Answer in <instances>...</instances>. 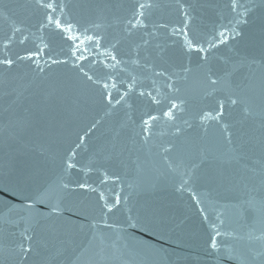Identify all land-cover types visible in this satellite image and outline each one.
Listing matches in <instances>:
<instances>
[{"label":"water","instance_id":"obj_1","mask_svg":"<svg viewBox=\"0 0 264 264\" xmlns=\"http://www.w3.org/2000/svg\"><path fill=\"white\" fill-rule=\"evenodd\" d=\"M182 2L191 5V37L204 41L222 24L235 26L241 35L211 50L203 61L201 53H187L181 39L168 35L181 23L176 0H152L154 7L144 17L147 27L131 34L127 21L137 0H63L62 20L98 34L102 49L115 45L117 58L129 61L120 66L126 71L111 72L124 81L112 91L114 101L126 90L129 74L136 77V90L126 97L127 104L112 108L102 89L72 66L60 35L41 30L45 10L36 0H0V43L15 27L29 37L20 45L17 33L9 55L46 44L44 59L68 60L45 67L43 74L28 61L10 70L0 67V187L22 194H0V201L14 205L9 212L0 204V264H264V242L255 239L264 231V0H240L250 11L243 18L247 22L238 25L229 0ZM158 24L168 27L157 29ZM94 52L82 67L103 79L109 71L92 61ZM157 71L166 75H154ZM209 74L219 80L217 85H209ZM167 76L179 91H169ZM157 89L160 104L138 95L141 90L156 95ZM229 97L240 102L233 106ZM221 100V120L229 126L232 143L220 124L200 120ZM172 102L180 105L175 120L154 121L145 142L142 117L161 114ZM245 109L251 114L246 116ZM81 136L83 144L76 148ZM165 147L171 151L165 153ZM71 149L83 171L68 174L64 161ZM105 172L118 179L101 183ZM182 177L188 184L177 190ZM85 181L97 192L78 191L72 197L76 212L49 216L61 182ZM99 192L109 201L121 197L120 210L109 214L112 228L89 226L101 214ZM37 196L44 201L36 206L41 215L25 212L23 222L14 226L21 221L25 197ZM128 215L142 227H127ZM25 224L32 228L33 251L21 261L15 249ZM213 224L221 232L222 254L209 247Z\"/></svg>","mask_w":264,"mask_h":264},{"label":"snow or ice","instance_id":"obj_2","mask_svg":"<svg viewBox=\"0 0 264 264\" xmlns=\"http://www.w3.org/2000/svg\"><path fill=\"white\" fill-rule=\"evenodd\" d=\"M37 5L40 8L45 10V21L41 25V30L44 28H48L51 31L57 32L61 39L64 40L69 47V51L71 52L73 58V67L79 70V73L82 77H85L87 81H90L93 85H97L102 89L101 96L107 102V104L111 105L112 108H115L117 105L122 103L127 104L128 101L126 97L129 94L133 93L136 90L137 81L136 77H130V82L127 83L126 90L122 92L118 98H113L112 91L117 90L119 91L118 85L124 83L123 80L117 81L116 77L111 75L112 71L119 69L120 72L126 71L125 67H120L121 65H127L129 61L118 59L117 56L114 54L113 50L115 45H112L111 48L103 47L101 45L102 37L98 34H90L87 28L83 30L79 29L77 25L73 24L70 21L62 20V16L64 15V8L65 5L63 0H36ZM154 4L152 0H137L135 5L134 11L132 13V18L127 21L128 28L126 29L129 34H131V30L137 28H146L147 24L144 22V17L146 15V11L153 8ZM176 7L181 16V23L175 26H172L168 35L170 37L178 38L183 41L182 47L185 49L187 53L197 52L201 53L200 59L203 61H207L209 53L211 50L218 48L220 45L228 44L229 40H235L237 37L241 35L239 31H237L236 27H229L228 24H222L221 29L214 32L210 38H206L204 41H200L191 37L189 35V27L191 23V5L185 4L182 0H176ZM230 11L235 13L233 17L234 24L238 25L240 23H246L247 13L250 11V8L240 2V0H229V4L227 5ZM59 11V15L56 13ZM97 27H99L97 25ZM155 28H166L168 27L165 24H158L154 26ZM17 33H20L21 36L18 39V43L20 45L25 44V42L29 39L28 36L23 35V30L20 27H15L11 34H9L2 43H0V51H2V56H0V67L5 70H10L13 68L14 65L17 64L18 61H28L34 65L35 69L38 71L39 74H43L45 72V67H51L52 65L58 64H67L68 60H61L49 57L48 59H44L45 48L47 45L45 44L44 47L37 46L36 50L34 51H26L24 54H16L13 58L9 55L8 50L11 48L13 41L17 40ZM151 35H155V32L150 33ZM41 41H43V37H40ZM205 44L207 45L205 47ZM95 50L92 61L100 63L105 69L109 71L107 77L103 79H94L89 72L85 71L82 67V62L89 59V53H93ZM139 53H137V56ZM99 57L100 59H96ZM105 59H109L112 61L111 64L105 63ZM43 60V64L41 61ZM50 61V62H49ZM131 63L137 67H141L140 62L138 59H132ZM185 72L191 71L189 68L184 69ZM156 76H165V72L157 71L154 73ZM167 80L170 81L167 84L169 91H179V88L175 87V80L172 76H167ZM207 81L209 85L215 86L219 83L217 78H213L211 74L208 75ZM156 95H153L151 91L145 92L143 90L138 92V95L141 97H148L151 99L152 103L160 104L162 103L161 99H159V90H156ZM228 102L235 106L240 101L237 98H228ZM180 108V105L172 102L171 106L166 110L163 111L161 114H152L146 113L144 117L141 119V130L144 133V140L147 142L148 136L150 135L151 129L153 127V122L158 121L161 118L166 119L168 121L175 120V110ZM224 101H218V106L216 109L204 111L201 115V123L215 121L217 124L221 125L222 131L226 134V139L228 143H232L231 141V133L229 131V126L227 123H223L221 118L224 115ZM245 115H250V111L248 109L244 110ZM98 123V122H97ZM94 127V126H93ZM87 134V133H86ZM179 134V129H177V133ZM84 137H80V144L76 145V148H79L81 144H83ZM170 147H165L164 152H170ZM76 156L77 152L75 149H71L65 157L64 161V172L70 174L73 170H80L83 169L78 168V164L76 163ZM170 170L175 171L173 165L169 164ZM89 171L91 169L89 168ZM103 180L101 183H108L109 181L115 182L118 177L113 178L108 176V174L102 173ZM188 184V180L182 177L181 185L177 190H182L183 186ZM61 195L59 200L51 205V211L49 212V216L55 217H63L65 212L74 213L77 209L72 205V197L73 194L78 191L84 192H97V188L93 187L92 185L88 184L87 181L85 182H78L75 185L70 184L69 182H61L60 185ZM12 191L14 195H22L20 192L16 191L15 189H10L8 186L0 187V194L7 193ZM99 201L100 203V216L99 218H93L90 222V227L93 229L96 228H112L113 224L109 223V214H114L117 210H120V205L122 203L121 197L117 194L114 196L112 201H109L105 198L103 192H99ZM193 199L196 197L193 195ZM43 199L41 196L37 197H25V203L23 209H21V221H18L16 225L19 226L23 222V213L27 212L28 214L35 213L37 216L41 215L36 206L38 203H43ZM199 203V201H197ZM0 204H6L7 209L9 212L14 210V205L10 203H6L5 201H0ZM130 211V210H129ZM203 211V209H201ZM83 214V213H81ZM207 219V217H205ZM261 222H264V217H261ZM223 223V221H221ZM127 227L132 229H138L142 227L139 220L131 215L127 216L126 220ZM32 228L30 225L25 224L21 227V230L18 233L19 239L16 242V255L20 258L21 261L27 259L28 255L33 251V235L31 234ZM221 236V232L218 228H216L215 224L212 226V234L209 237V247L210 249L217 254H222L221 252V245L218 242V237ZM255 239L264 242V231L261 232V235L255 237ZM231 258V257H229Z\"/></svg>","mask_w":264,"mask_h":264}]
</instances>
